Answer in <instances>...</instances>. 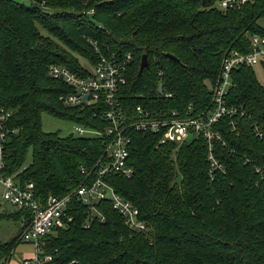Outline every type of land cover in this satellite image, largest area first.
Here are the masks:
<instances>
[{
	"label": "trees",
	"instance_id": "16d2710c",
	"mask_svg": "<svg viewBox=\"0 0 264 264\" xmlns=\"http://www.w3.org/2000/svg\"><path fill=\"white\" fill-rule=\"evenodd\" d=\"M217 1L0 0V109L9 113L7 129H16L4 136L2 173L20 185L32 182L43 202L78 186L81 169L102 154L103 137L41 128L42 112L107 126L92 106L61 103L59 94L68 88L48 75L51 63L78 72L80 57L94 63L95 46L105 55L131 53L125 105L181 112L191 106L192 114L209 109L222 56L230 49L247 52L249 35L264 33L257 22L264 0L225 11ZM143 54L148 66L139 71ZM226 102L236 112L214 125L220 140H212L222 170L210 176L202 136L158 144L154 135L133 132V173L109 180L150 230L129 229L108 200L95 211L74 201L72 220L42 241L52 255L47 264H264V85L252 67L232 71ZM21 214L0 210V220ZM20 231L0 241V264H8Z\"/></svg>",
	"mask_w": 264,
	"mask_h": 264
},
{
	"label": "built area",
	"instance_id": "2783aa9c",
	"mask_svg": "<svg viewBox=\"0 0 264 264\" xmlns=\"http://www.w3.org/2000/svg\"><path fill=\"white\" fill-rule=\"evenodd\" d=\"M250 0H218L216 7L225 11L239 9ZM94 44V43H93ZM249 50L227 51L221 59L216 81L211 85V107L201 113L192 114L191 106L181 112L178 109H163L142 104L125 105L122 87L126 83V72L132 60L129 52L102 54L95 46L97 54L94 63L83 59L81 70L74 71L65 65L51 63L48 75L65 83L67 91L59 94L58 100L65 106L93 107V116L107 122L104 129L74 123L75 136H95L104 138V149L92 167H83V178L78 186L67 193L48 195L41 202L37 200L32 182L20 185L12 176L2 173L4 168V136L16 129H7L8 112L0 109V199L14 205L20 216V242L33 246V255L24 258L22 264H47L52 260L50 253L44 252L42 241L55 229L63 227L73 218L71 208L74 201L86 204L95 211V204L108 200L112 207L124 218L127 227L136 232H147L149 225L140 217V211L129 200L115 192L109 177L118 174L130 177L133 167L128 162L129 146L133 132L156 136L158 144L179 145L185 140L202 136L208 147L209 174L222 170L212 154V140H220L214 125L225 116H232L236 108L226 102V94L231 84V73L241 66L264 64V33H254L248 37ZM86 95V98L84 97ZM165 97H171L165 93Z\"/></svg>",
	"mask_w": 264,
	"mask_h": 264
},
{
	"label": "rangeland",
	"instance_id": "374dc122",
	"mask_svg": "<svg viewBox=\"0 0 264 264\" xmlns=\"http://www.w3.org/2000/svg\"><path fill=\"white\" fill-rule=\"evenodd\" d=\"M258 24L264 27V17L258 19ZM80 62L83 63V59L79 58ZM257 80L260 84L264 85V71L260 65L252 67ZM75 124L71 121L60 119L46 112L41 113V128L44 132L52 133L57 132L60 136H67L69 134L75 135L74 131ZM16 207L9 203H6L0 199V210L7 214H13ZM21 227L20 220H17L11 216L8 219L0 220V241L4 242L9 240L11 237L17 234ZM33 246L30 243L20 242L13 250L11 259L8 264H22L24 258H29L33 255Z\"/></svg>",
	"mask_w": 264,
	"mask_h": 264
},
{
	"label": "water",
	"instance_id": "95a60500",
	"mask_svg": "<svg viewBox=\"0 0 264 264\" xmlns=\"http://www.w3.org/2000/svg\"><path fill=\"white\" fill-rule=\"evenodd\" d=\"M168 57L173 58V56L167 54ZM148 66V61H147V55L143 54L140 59L139 63V71H141L143 68ZM159 89L161 90V86H159ZM86 98V95L84 96Z\"/></svg>",
	"mask_w": 264,
	"mask_h": 264
}]
</instances>
